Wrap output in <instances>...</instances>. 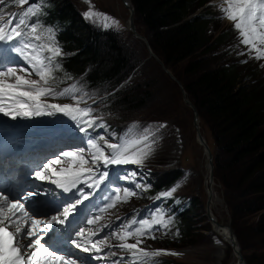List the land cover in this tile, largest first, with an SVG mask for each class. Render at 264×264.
Returning <instances> with one entry per match:
<instances>
[{
  "label": "trees",
  "instance_id": "16d2710c",
  "mask_svg": "<svg viewBox=\"0 0 264 264\" xmlns=\"http://www.w3.org/2000/svg\"><path fill=\"white\" fill-rule=\"evenodd\" d=\"M131 1L139 32L182 84L211 133L215 180L224 188L232 228L247 264H264V80L259 82L255 78L253 86H249L247 80L257 74L254 65L235 62L234 54L228 49L221 52L230 45L229 30L219 32L214 39L209 34L210 15L197 13L208 0ZM42 5L37 15L42 29H52L55 44L63 53L55 58L62 70L54 73L57 80L53 86L62 89L79 80L82 87L96 94L93 98L115 91L97 103L94 112L103 118L107 125L104 129L118 137L134 124L148 127L159 123L131 120L118 125L113 122V115L137 109V103L153 98L151 93L143 91L126 96L122 88L126 85L129 89L127 85L144 62L132 48L131 42L137 44V38L131 33L127 36L93 27L70 0H43ZM159 74L163 76L161 70ZM147 85L156 88L158 83L151 81ZM148 169L156 182L153 188L147 187L146 200L161 198L160 193L168 192L182 178L181 174L165 183V179L158 181L153 166ZM170 173L163 172L162 176ZM185 200L188 211L176 214L173 221L179 242L186 241L195 230V222L190 217L197 203L186 196H181L178 202L182 204ZM167 203L174 204L175 198H167L163 211ZM247 216L257 219L244 227L242 219ZM251 249L249 256L246 252ZM166 259L157 258L154 264H173Z\"/></svg>",
  "mask_w": 264,
  "mask_h": 264
},
{
  "label": "snow or ice",
  "instance_id": "6c2138e0",
  "mask_svg": "<svg viewBox=\"0 0 264 264\" xmlns=\"http://www.w3.org/2000/svg\"><path fill=\"white\" fill-rule=\"evenodd\" d=\"M28 0H12V3L23 6ZM90 4V0H87ZM5 4V0H0V5ZM224 18L234 21V28L239 31L240 42L249 46V54L255 51V59H264V0H222L220 4ZM40 11L38 5H31L19 13H8L7 17L0 12V114L17 118H32L54 113H63L76 122L80 132H88L89 128L103 127L100 116H92L94 109L87 104L85 97L88 95L77 87L78 82H74L68 87L57 90L53 86L57 77L54 73L62 70L60 63L55 62V58L63 55L62 50L55 45L52 29H45L48 43H36L44 39V33H38V29L43 27L38 21L32 22L31 18L37 16ZM85 18L103 17L105 21L110 19L104 13L92 10V6L84 13ZM15 20V24H13ZM119 24L118 21H113ZM105 27L109 25L105 23ZM7 45V47H5ZM48 52L50 55L45 56ZM12 54H15L13 56ZM241 55L245 53L241 52ZM16 58L26 62L27 67H17ZM26 74V75H25ZM35 75L38 79H31ZM67 79H72L67 76ZM63 81H61L62 83ZM79 93V95H77ZM71 99L75 103H51L50 100ZM85 107H80L81 104ZM97 121H101L97 123ZM137 126L134 124L118 143H109L104 136L91 137L87 139V145L91 149L90 160L94 167H86L89 158L83 154V149L74 151H62L54 156L42 161L38 167L29 175L35 180L49 182L64 192H72L78 184H86L88 188H99L109 177L106 170L108 165H142L153 152L154 140H150L148 128L142 133L132 135V130ZM165 127V125H161ZM103 140L101 145L99 141ZM105 147L111 149L106 154ZM64 161H68V167H59ZM103 162L105 170H100V162ZM135 175V174H133ZM123 179H128L127 176ZM136 187H141L136 184ZM177 187H179L177 185ZM176 187L168 192L160 193L161 197H170L176 191ZM116 188L107 198L108 202L98 207L99 213H104L108 209L114 208L117 203H127L128 198L135 196L136 192L127 188ZM7 193V194H6ZM53 193L41 187L40 184L33 185L31 190H0V264H78L77 259H73L72 254H60V248L52 242L56 235L48 237L45 242L44 235L55 224L64 225L69 216L77 211V205L88 200L92 193H84L83 189L77 188V192L72 193V197L60 201L56 198L49 200H39V197L52 196ZM45 205L47 212H41L37 205ZM27 205V206H26ZM164 213H153L151 220L139 219L135 216L119 225L117 230L108 235L115 237L121 243L117 245H107V236L102 239L92 240L91 237L99 235L98 232L89 230L85 235L83 227L75 230L74 235L82 237L86 245H91V249L97 252L103 250L102 247H116L130 254L132 264H152V258L160 255H179L166 249L142 248L144 242L142 237L156 239L152 234L153 225L168 227L164 222ZM45 218H38V217ZM101 215L87 218V224H95L101 219ZM117 219H120L117 217ZM169 217V222H171ZM71 223V221H69ZM133 225H137L133 228ZM111 227V225H104ZM131 229V230H129ZM178 235V232H177ZM135 237L134 243L127 241ZM66 243L88 252V247H83L76 239L66 240ZM108 255L117 256L116 252L109 251ZM95 259H100L99 256ZM123 257L113 261V264H121Z\"/></svg>",
  "mask_w": 264,
  "mask_h": 264
},
{
  "label": "rangeland",
  "instance_id": "374dc122",
  "mask_svg": "<svg viewBox=\"0 0 264 264\" xmlns=\"http://www.w3.org/2000/svg\"><path fill=\"white\" fill-rule=\"evenodd\" d=\"M70 1L74 5V7L79 10L81 14H84L86 11H88L91 5L93 11L104 13L107 17L110 18L107 21H105L103 17H93L91 19H87L95 26L101 29L114 30L127 36L130 35L131 31L127 27V22H129L130 19V9L124 5L122 0H90V4L87 2V0ZM221 2L222 0H208V3H206L203 8L199 9L197 13L206 12L210 15L211 25L209 34L213 36L214 39H216L217 34L219 32L229 30L227 42L230 45L226 46L225 48H222L221 52H223L224 49H228V51L234 54L235 62L240 61L241 65H245L248 63L254 65V70L257 72V74L252 79L247 80L249 86H253L255 78L259 82H261L260 80H264V59H255V51L249 54V46L244 45L240 42L241 37L239 36V31L237 30L236 32L235 28L233 27L235 22L224 18V16L223 18L221 17ZM42 4L43 0H38V2L36 3L39 8L41 6L43 8ZM113 21H118L119 24H114ZM105 23H107L109 26L105 27ZM94 25L92 26L95 27ZM135 25L137 27V30L139 31L138 23H135ZM131 44L132 48L137 52L138 56L143 57L144 62L147 60L148 61L145 62V64L144 62L141 64L142 66H140V69L137 71V74L133 77L131 83L127 85V88L129 89L125 88L126 85H124L122 88L126 90V96H130L134 93H138L139 91H143L151 93L153 95V98L143 103H137V109H129L123 111L122 113H117L115 116L113 115V122L118 125H120L122 121L128 122L131 120L163 122L162 125H165V127L162 128L165 129L166 136L165 138L157 140V142L152 145L153 152L144 161V163L149 162L151 165H153V168L158 177V181L160 179H165V183H169L172 178L177 177L181 174L183 175V171H187L185 179L178 185L179 187L176 188V195L181 194V196L191 197L197 203L194 211L192 212V216L190 217L192 218L193 222H195V224L193 225V228L195 230L186 241H178L180 239V236L179 233L177 235L178 231L176 230V227L172 224V222H169V219L166 218L164 222L168 223V230H164L163 227H161L160 225H153L152 234L156 236V239L153 240L148 238L147 236L142 237L141 239H143L144 242L140 245V247L149 248L153 250L166 249L171 250L175 253H179V255L167 257L166 260L172 262L173 264H235L237 262V258L233 250L228 246L225 258L220 261H218L217 259V252L219 251V249L215 245V234H217L215 230H219V228H213L210 220L206 215L208 197L210 200L212 199L211 193L208 191L210 190L211 183L206 186V170L204 168L205 157L203 149L196 140L197 130L194 126V113L192 109L184 102L183 94L178 84L172 78H170V76L165 72L164 68L155 59L149 58V51L146 44H144L138 39L137 44H134L132 42ZM261 47H264V45H261ZM241 52L245 54L241 55ZM227 60H230L229 57H227ZM15 66L27 67L26 62L19 58H16ZM159 70H161V74L163 73V76H160ZM169 71L172 73L170 69ZM30 78L38 79V77L35 75H32ZM170 80H172L175 85ZM151 81L157 82L158 86L156 88L148 87L147 83ZM92 95L93 94H90L89 96L92 97ZM104 95L105 94L101 96ZM89 96H86L85 98L89 99ZM50 102L61 104L75 103L71 99L50 100ZM80 107L85 106L80 105ZM157 125L158 123H153L151 126L152 129H155ZM200 127L201 132L205 136L214 155L215 147L213 138L209 129L201 120V118ZM64 129L65 131L57 132L55 135L67 145L61 144L53 148V151L51 152V157H43L40 161L36 163L37 166L35 168H37L42 161L46 160L47 158H54L56 154L62 151H74L77 149H83V154L86 158H89V164L86 165V167H94L90 160V153L87 150L86 146L75 138L74 133L79 131L76 126V122L72 120L71 124L66 125ZM63 135H66L68 140H62ZM151 137L152 136H150V140ZM127 165L137 166V164ZM61 166L68 167L70 165L67 161H64L62 165H59V167ZM108 166L110 168L113 165ZM100 168H104L102 161L100 162ZM109 168L107 170H109ZM120 170L122 171V169ZM166 171H171V173L168 174L166 177L162 176L163 172ZM135 173L137 174V178L139 176L144 175V180H147V175L145 173L143 174L142 172H139L137 170H135ZM110 175L111 174H109V177L107 179H110ZM215 186L216 194L220 199V202L213 208L212 199L211 201L209 200V205H212V209L218 221L227 225L230 221L232 223V218L231 212L224 199V188L216 180ZM130 187L131 183L126 182L124 180L109 183L107 187L109 191L107 192L106 197L111 196V194L116 188L121 189L119 194L122 195L123 189H130ZM79 189H83L84 193L86 194L92 193V195L89 196L88 200L92 198V189H87L84 185L79 187ZM132 191L136 192V194L137 192H140L141 194H144L145 192L144 188L142 191L141 187L138 188L136 186L133 188ZM88 200H85L84 202ZM129 200L131 201L127 203H117L114 208L108 209L104 213H99L98 207L106 204L108 200L105 201L99 199L98 202H96V200L92 202L88 208L90 218L98 214L101 215L102 218L95 224L85 223L81 225V227L85 229V235L88 234L89 230L93 232H98L99 235L91 237L92 240L102 239L107 236L109 239V245L116 244V238L108 234L112 232L114 228H118V222L122 223V221L126 218V214L128 212H133L137 210V208L135 210H132L133 207H138V209H142L144 207L153 206L152 203L149 204V202L143 198V195L139 196L138 198H131ZM80 205H77V207H79ZM153 213V211H149V220H151ZM117 217H119L120 219H117ZM256 219L257 218L254 216L245 217L244 219H242L244 227L251 224ZM104 225H111V227H104L103 231H100L101 227ZM169 225L172 227V229L169 228ZM77 238L84 240L82 237ZM127 242L131 243L130 239ZM85 247L91 249V245L85 244ZM91 250L94 252L95 256L101 255V251L97 252L95 249ZM103 250L105 251L104 255H106V253L110 249L109 247H103ZM114 251H118V249L115 248ZM252 251L253 250L251 249L246 253L250 256L252 254ZM109 260L110 259H107L106 261ZM115 260L117 259H112L110 261V264H113V261Z\"/></svg>",
  "mask_w": 264,
  "mask_h": 264
},
{
  "label": "bare ground",
  "instance_id": "6f19581e",
  "mask_svg": "<svg viewBox=\"0 0 264 264\" xmlns=\"http://www.w3.org/2000/svg\"><path fill=\"white\" fill-rule=\"evenodd\" d=\"M128 11H129V9H128ZM71 120L72 119L70 117L65 116L63 113H59V112L54 113L53 115H44V116H38V117H32V118H17L16 120H12L10 117H5L3 114H0V127H12L13 126L15 128L19 127L22 129H28L29 131L26 132L27 140L22 141V144L24 145L22 150L24 151L26 148L30 149L33 147V140L35 137H37L38 140L45 141L47 139L48 134L55 132L56 128H58L60 126L69 124ZM197 142L201 146V144L199 143L198 140H197ZM201 148L203 149L202 146H201ZM203 152H204V157H205L204 168L206 170V172H205L206 186L211 183L210 184V190H208V191L211 193V198L213 199V200L212 199L211 200L213 202L212 205L214 208L217 204H219L220 199L218 198V196L216 194L215 181L212 180V178L210 177L211 167L209 165V161H208V157H207L208 155L204 151V149H203ZM208 176H209V178H208ZM79 185H82V184H79ZM73 190H76V188H74ZM69 194L71 195V192H69ZM209 200L210 199L208 197L207 203H209ZM212 205H210L211 213H212L213 217L215 219H217L215 216V213L212 209ZM210 222H211L213 228L214 227L219 228V230H215V232L217 233V234H215L216 235L215 245L219 249V251L217 252L218 261L223 260L225 258V254H226V250H227V246H228L229 248H231L233 250V252L237 258V262L235 264H241L239 261V254L234 249L233 239L231 237V233H230L229 229L227 227H221V226L217 225L216 223H212V221H210ZM213 231H214V229H213ZM84 262H86V260H84Z\"/></svg>",
  "mask_w": 264,
  "mask_h": 264
},
{
  "label": "water",
  "instance_id": "95a60500",
  "mask_svg": "<svg viewBox=\"0 0 264 264\" xmlns=\"http://www.w3.org/2000/svg\"><path fill=\"white\" fill-rule=\"evenodd\" d=\"M124 5L130 9V19L128 22V29L131 31V33L134 35L135 38H137L138 40L142 41L144 44H146L148 51H149V58H153L155 59L165 70V72L170 76V78H172L177 84L178 86L181 88L182 94H183V100L184 102L192 109L193 113H194V126L197 130L196 133V137L197 140L199 141V143L201 144V146L203 147L204 151L207 153V157H208V161H209V165L211 167V173H210V177L212 178V180L215 181V176H214V170H215V165H214V155L213 152L205 138V136L203 135V133L201 132V127H200V116L198 114V111L196 109V107L194 106V104L191 102V100L189 99L187 92L185 91L184 87L182 86V84L177 80V78L169 71V69H167L165 67V64L159 59V57L154 53V51L152 50L148 39L139 33V31L137 30V27L135 25V7L132 3L131 0H122ZM206 215L208 217V219L210 221H212V223H216L217 225L221 226V227H227L231 233V237L233 239V246L234 249L238 252L239 254V261L241 264H247L244 255L242 253V248L241 245L239 243V240L232 228L231 225V221L225 225L224 223H220L218 222L217 219H215L211 213L210 210V205L209 203H207L206 206Z\"/></svg>",
  "mask_w": 264,
  "mask_h": 264
}]
</instances>
